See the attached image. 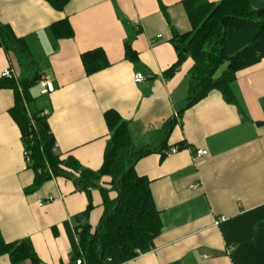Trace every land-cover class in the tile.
Listing matches in <instances>:
<instances>
[{
	"label": "crops",
	"instance_id": "1",
	"mask_svg": "<svg viewBox=\"0 0 264 264\" xmlns=\"http://www.w3.org/2000/svg\"><path fill=\"white\" fill-rule=\"evenodd\" d=\"M186 1L70 0L57 10L45 0H0V24L24 41L29 55L0 45V77L6 67L16 81L36 75L30 109L46 116L61 159L100 168L108 110L127 122L137 147L152 149L134 171L150 181L161 229L147 251L120 264H264V57L235 72L228 96L212 88L187 105L193 59L188 56L172 77L162 75L177 59L172 29L192 30ZM249 3L264 7V0ZM61 19L69 21L71 38L52 32ZM127 41L137 61L125 57ZM94 49L104 52L108 65L87 74L82 54ZM137 72L144 75L138 83ZM45 80L52 91H45ZM13 104V90L1 88V236L29 241L39 264H72L79 248L76 226L87 222L92 233L103 214L101 190H80L64 176L31 189L34 172L9 112ZM180 143L175 153L165 152ZM198 148L206 154L195 157ZM110 180L102 176L99 183L113 199ZM88 206L87 217H80ZM0 264L32 261L13 262L3 254Z\"/></svg>",
	"mask_w": 264,
	"mask_h": 264
},
{
	"label": "trees",
	"instance_id": "2",
	"mask_svg": "<svg viewBox=\"0 0 264 264\" xmlns=\"http://www.w3.org/2000/svg\"><path fill=\"white\" fill-rule=\"evenodd\" d=\"M45 1L53 8L62 10L70 0ZM185 4L192 30L180 34L172 29L171 41L177 51V59L162 75L164 78L172 77L188 56L193 59L186 99L187 105H190L212 88L227 95L235 72L264 57V7L253 9L249 0H219L216 3L187 0ZM51 29L60 38H71L74 34L67 19L53 22ZM0 45L5 50L20 49L28 55L24 41L16 37L7 25L0 24ZM124 50L127 59L137 61V53L128 41L124 43ZM28 62L33 64L34 61ZM82 62L87 74L108 65L100 49L84 52ZM223 64L225 69L214 78L215 72ZM35 80L36 75L17 81L0 77V89L10 88L14 92V104L9 112L20 129L29 157L27 165L34 172L31 189L52 176H64L72 178L80 190L98 187L103 197L104 210L95 230L91 233L87 222L76 226L79 248H75L74 259L81 255L86 264H120L135 257L139 251H147L153 238L160 232L161 221L150 192V181L135 173L134 164L152 149L137 147L127 122L116 112L108 110L104 118L109 140L100 168L88 169L70 156L61 159L54 150V136L46 116L41 110H31L28 105L33 100L30 88ZM170 129L171 124L167 123L166 136ZM182 145L178 144L179 147ZM75 172H78L77 176ZM102 176L110 177L111 187L116 191L115 198L110 199L108 191L100 186ZM88 209L89 206L79 216L86 218ZM3 254H7L13 262L29 258L32 264H39L29 241L6 242L0 233V255Z\"/></svg>",
	"mask_w": 264,
	"mask_h": 264
},
{
	"label": "built area",
	"instance_id": "3",
	"mask_svg": "<svg viewBox=\"0 0 264 264\" xmlns=\"http://www.w3.org/2000/svg\"><path fill=\"white\" fill-rule=\"evenodd\" d=\"M1 76H2V77H7V78H12V79L16 80V78H15V77H16V76H15V73H14L13 70H12L11 68H9V67H6V68L2 71ZM143 79H144V75H143L142 73L137 72V73L134 74V81H135L136 83L141 82ZM44 87H45V91H46V92H50V91L53 90V83L50 82V81H48V80H45V81H44ZM178 149H179V146H178V145H173V146H170V147L168 148V150H166L165 152H166L167 154H172V153H175L176 151H178ZM206 152H207V151H206L205 149H203V148H198V149L195 150V157L203 156V155L206 154ZM24 155L26 156V160H27V162H28V161H29V157H28V153H27V151H25V150H24ZM51 199H52V196L50 195V196L48 197V200H51ZM220 219H223V217H219V218L216 220V223H218ZM72 264H86V263H85V261H84V259H83L82 257H77V258L73 261Z\"/></svg>",
	"mask_w": 264,
	"mask_h": 264
},
{
	"label": "rangeland",
	"instance_id": "4",
	"mask_svg": "<svg viewBox=\"0 0 264 264\" xmlns=\"http://www.w3.org/2000/svg\"><path fill=\"white\" fill-rule=\"evenodd\" d=\"M22 68H23V67H22ZM224 69H225V65L223 64V65H221V66L217 69V71L215 72L214 77L219 76V75L222 73V71H223ZM20 70H21V69H20ZM24 73H25V71H24ZM22 74H23V72H22ZM37 87H38L37 84L33 86V89H32V93H33V94L36 92ZM32 101H33V100H32ZM32 101H30V102L28 103V105H29L30 108H33Z\"/></svg>",
	"mask_w": 264,
	"mask_h": 264
},
{
	"label": "water",
	"instance_id": "5",
	"mask_svg": "<svg viewBox=\"0 0 264 264\" xmlns=\"http://www.w3.org/2000/svg\"><path fill=\"white\" fill-rule=\"evenodd\" d=\"M185 53H187V51L185 50Z\"/></svg>",
	"mask_w": 264,
	"mask_h": 264
}]
</instances>
